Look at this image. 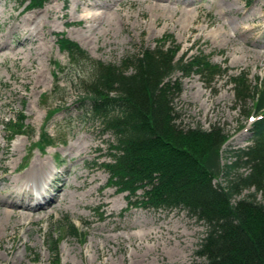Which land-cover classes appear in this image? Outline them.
<instances>
[{
  "label": "rangeland",
  "instance_id": "374dc122",
  "mask_svg": "<svg viewBox=\"0 0 264 264\" xmlns=\"http://www.w3.org/2000/svg\"><path fill=\"white\" fill-rule=\"evenodd\" d=\"M28 4L0 0V176L8 174L0 195L37 158L62 177L69 172L55 206L36 210L34 221H21L14 232L10 225L0 231V264L200 262L202 222L182 209L140 205V190L129 196L109 181L103 163L112 137L79 109L72 69L58 72L56 65L66 67L68 58L57 38L114 64L164 35L179 46L177 58L204 54L226 72L211 82L175 73L181 78L173 100L177 123L218 127L228 135L223 149L234 150L250 144L252 118L246 112L251 102L237 104L231 77L244 71L251 84L264 79V0H46L30 10ZM18 114L26 128L12 136L6 123ZM41 133L50 141L45 147L38 143ZM65 218L78 236L67 232ZM51 238L59 243L57 259L47 248Z\"/></svg>",
  "mask_w": 264,
  "mask_h": 264
},
{
  "label": "trees",
  "instance_id": "16d2710c",
  "mask_svg": "<svg viewBox=\"0 0 264 264\" xmlns=\"http://www.w3.org/2000/svg\"><path fill=\"white\" fill-rule=\"evenodd\" d=\"M45 1L29 0L26 8ZM59 37L68 63L57 64L58 72L72 69L79 109L112 137L103 163L109 181L129 196L140 190V205L182 209L203 223L195 251L202 260L190 264H264V201L258 198H264V79L251 84L244 71L231 77L237 104L251 102L246 112L254 119L250 144L224 150L228 135L218 127H181L173 104L181 92L176 72L211 82L226 72L219 64L201 53L177 58L180 48L170 35L119 64L94 60L77 42ZM24 120L21 114L9 119L12 136L24 132ZM38 143L49 144L48 135L41 133ZM64 227L79 235L68 218ZM58 244L52 238L47 244L55 259Z\"/></svg>",
  "mask_w": 264,
  "mask_h": 264
},
{
  "label": "bare ground",
  "instance_id": "6f19581e",
  "mask_svg": "<svg viewBox=\"0 0 264 264\" xmlns=\"http://www.w3.org/2000/svg\"><path fill=\"white\" fill-rule=\"evenodd\" d=\"M59 162L60 164H64L63 159H61ZM46 163L45 161L40 160L38 158L33 160L31 165L27 168V170L25 172L23 171L24 173H22V175L18 177L16 175V178L12 182H9L6 185L5 188L6 195H0V231L6 230V228L10 225L13 230L12 232H14L16 228L15 226L20 224L21 221L24 220L34 221L31 219H33L32 216L33 213L36 212V210L45 211L48 207H52L56 202L60 200L61 198L60 192L63 189L61 188L59 182H61V180L63 181L65 180L64 175L67 174L69 171L64 172L65 174H63L62 177V174H58L53 170H51L48 167V164ZM56 165L57 164L53 163V166ZM88 165L89 167H92V165L90 164ZM7 177L8 174L6 175L3 174V176H0V181H5L4 179ZM82 182L83 183L85 182L83 176H82ZM32 185H36V186L42 185L46 187V191H47L45 197L36 200L34 203H31L29 201L30 198H24V191L26 189V186H32ZM41 200H44V202H42Z\"/></svg>",
  "mask_w": 264,
  "mask_h": 264
}]
</instances>
